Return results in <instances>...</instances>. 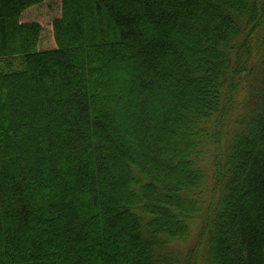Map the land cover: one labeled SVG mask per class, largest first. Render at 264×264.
I'll list each match as a JSON object with an SVG mask.
<instances>
[{
  "label": "trees",
  "instance_id": "obj_1",
  "mask_svg": "<svg viewBox=\"0 0 264 264\" xmlns=\"http://www.w3.org/2000/svg\"><path fill=\"white\" fill-rule=\"evenodd\" d=\"M44 1L0 0V264H264V0H62L41 50Z\"/></svg>",
  "mask_w": 264,
  "mask_h": 264
},
{
  "label": "rangeland",
  "instance_id": "obj_2",
  "mask_svg": "<svg viewBox=\"0 0 264 264\" xmlns=\"http://www.w3.org/2000/svg\"><path fill=\"white\" fill-rule=\"evenodd\" d=\"M61 16L62 0H46L43 3L26 10L21 17V21L22 23L38 22L42 25L43 33L40 41V49L48 50L57 46L53 23L56 19L61 18ZM198 229V225H196L192 236L189 239L176 244L175 250L179 252L180 250H185L192 246L197 236Z\"/></svg>",
  "mask_w": 264,
  "mask_h": 264
}]
</instances>
